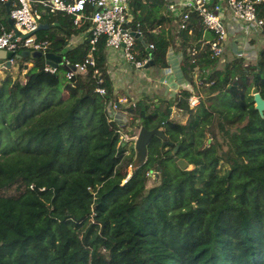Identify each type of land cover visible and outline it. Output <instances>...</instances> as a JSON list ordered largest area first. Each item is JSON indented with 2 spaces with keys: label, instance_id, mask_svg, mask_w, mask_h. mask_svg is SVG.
<instances>
[{
  "label": "trees",
  "instance_id": "16d2710c",
  "mask_svg": "<svg viewBox=\"0 0 264 264\" xmlns=\"http://www.w3.org/2000/svg\"><path fill=\"white\" fill-rule=\"evenodd\" d=\"M163 6L164 0L138 1L133 10L156 45L152 66L167 67L168 50L179 51L184 79L200 94L197 72L204 94L195 110L186 89L162 112L144 97L128 108L139 127L158 126L172 143L161 148L154 137L137 169L134 150L119 140L120 123L106 111L116 97L104 39L93 56L105 95L95 92L93 69L68 83L59 75L64 67L50 74L45 61L24 83L9 76L0 82V264H264V114L253 103L254 93L264 99V48L254 63L235 53L213 58L208 46L199 49L201 23L193 17L192 34L174 35ZM257 12L264 19V2ZM45 23L60 29L48 37V29L36 32L50 43L46 53L71 64L85 59L87 21L76 27L71 16L56 13ZM74 34L82 42L67 49ZM172 106L188 113L184 124L169 121ZM175 146L193 169L181 170L168 157ZM12 186L15 195L1 194Z\"/></svg>",
  "mask_w": 264,
  "mask_h": 264
},
{
  "label": "built area",
  "instance_id": "2783aa9c",
  "mask_svg": "<svg viewBox=\"0 0 264 264\" xmlns=\"http://www.w3.org/2000/svg\"><path fill=\"white\" fill-rule=\"evenodd\" d=\"M138 1L146 3L149 0H0V5L4 7L5 3L9 2V15L7 16L18 32V35H15L13 30L7 32L0 17V50L11 52L14 55L19 54L20 49L46 53L50 45L49 41L39 40L34 34L37 32L39 24L45 23L50 15L56 13L69 15L73 18V24L76 27H79L82 21H87L89 23L86 30L89 33L87 56L76 64H71L61 56L62 60L58 66L61 65L65 68L63 76L68 83L72 81L75 73L86 74L88 69H93L98 84L95 92L105 95L106 90L102 87L104 78H102V72L97 69L93 56L99 40H105V62L115 57L124 61L128 67L142 71L147 69L145 66L153 61L152 52L156 49V45L144 37L140 23L134 22L133 10ZM263 2L264 0H164V14L173 24L176 34L181 31L192 34V19L195 17L203 29L202 38L199 40L201 42L199 49H203L205 45L208 46L211 56L216 58L221 57L228 49V28L232 26L227 22V19L231 20L230 22L233 24H237L239 31H256V29L264 31V19L259 18L257 12V5ZM144 28L148 32H155L159 29L157 27L150 31L148 26ZM208 33L213 34V39L205 40L204 36ZM135 34L140 36L139 40ZM197 53L196 46L189 50L192 57ZM234 53L237 58L246 57L243 51ZM172 59L176 58L173 57V49L170 48L166 54L168 65L162 69V84L164 85L168 83V77H173V70L180 62L177 59L172 62ZM13 62L14 58L11 60V63ZM58 66L55 68L45 64L43 70L50 74H56ZM70 66H73L74 70H68L67 68ZM184 88H188L186 90L191 92L188 105L190 109H193L199 105L201 95L195 93L187 82ZM116 100L114 108H118L121 104H128L126 113L129 112V107H135L136 101H132L126 96L116 98ZM120 130L118 131L119 140L123 145L125 139ZM130 176L131 172L127 173L122 184ZM29 188L32 189L33 186L31 185Z\"/></svg>",
  "mask_w": 264,
  "mask_h": 264
},
{
  "label": "rangeland",
  "instance_id": "374dc122",
  "mask_svg": "<svg viewBox=\"0 0 264 264\" xmlns=\"http://www.w3.org/2000/svg\"><path fill=\"white\" fill-rule=\"evenodd\" d=\"M162 11H163V13L165 12V6L162 7L161 12ZM0 17H1V20L3 21V24L5 26L6 31L11 32L12 29L8 23L9 18L5 14V12H3L0 15ZM59 30H60L59 28L53 29L50 26V28L46 31L45 36L48 37V36H50V34L52 32H56ZM171 31L174 35L176 34L175 29H173V24H172V30ZM248 31H249V33L251 32L248 35H252L254 33L252 30H248ZM256 31H258V32H255L256 34L261 33V31L258 29H256ZM34 36L36 38H38L40 36V34L38 36V33H35ZM251 40H254V42L257 43V40L255 41V39H252V38H251ZM175 44L176 45L179 44L178 40H176ZM262 48H264V46L261 47V49ZM21 52H22V50L20 49L19 54ZM229 52H231V48L226 51L224 56L225 55L228 56ZM32 60L33 59H29L26 57H21L20 59L14 58V62L11 64V66L8 69L4 65H0V82L3 79H5V77L9 76L12 78V80L14 82L24 83L26 81V78L28 77V75L30 73L29 69H31V70L34 69L33 67L29 68V66H28V64L30 63L29 61H32ZM44 61L45 60L43 57H40L38 59H34V61H32V63H33L32 66H34V64L42 65L44 63ZM121 65H125V64L123 63ZM27 69H28V71L26 72ZM158 71L160 72V70H158ZM124 73H126L128 76H129V74H131L133 76V79H137L138 77H139V79H143V78H147L148 76L152 75L151 74L152 69L147 68V69H143L142 71H137V70H134V69L128 67L127 70L124 71ZM63 74H64V72L60 71L59 75L61 77H63ZM196 76L198 77L197 72L195 73V87L199 90L200 94L203 95L204 92H203L202 88H204V86L200 82H198ZM145 83H149V82L145 81ZM184 86L185 85H182L183 88H184ZM164 89H165V92L162 94H159L158 91L155 92L153 89L152 93H150V94L146 93L142 96L145 99L150 100V109L151 110H158L159 112H162L163 109L166 107L167 102L174 101L177 99V96H175V95H177L178 93L177 94L168 93L169 90L167 88H164ZM184 89H188V88H184ZM184 89H180V90H178V92L181 90H184ZM187 91H189V90H187ZM162 95H164V96H162ZM113 96L116 97L115 95H113ZM121 96L122 95L120 92V94H118L117 97L120 98ZM133 98H135V99L132 101H136L138 99L137 97L132 96V99ZM115 102L117 103L116 99H115ZM127 105L128 104H121L118 108H114L111 105L110 107L108 106L106 108V111H107L108 117L111 121L120 123V127L122 128V130H120V129L119 130L121 131V133L125 139L123 143L127 144V148L129 149V152H130V149L134 150L135 136H137L140 127L138 126L139 125L138 120L134 119L135 118L134 115L130 114L129 112L126 113ZM196 107H194L193 110H195ZM170 109L171 110L169 111L170 112L169 121L172 123L180 124V125L184 124L185 121L187 120L188 113L181 112L177 108H175L174 106H172ZM162 147H163V145H161V148ZM127 153H128V151H127ZM169 155H172V152H171V154L170 153L168 154V157H169ZM134 156H135V152H134ZM172 156L174 157V155H172ZM172 162H173V160L171 159V163L170 162L167 163V167L170 170H172V167H173ZM186 169L191 170V169H193V166H188ZM130 172H131V168H128V174H130ZM16 193L17 192L15 189V186H12L11 188L6 189L5 191H1V194L7 195V196L15 195Z\"/></svg>",
  "mask_w": 264,
  "mask_h": 264
},
{
  "label": "crops",
  "instance_id": "0c3cea01",
  "mask_svg": "<svg viewBox=\"0 0 264 264\" xmlns=\"http://www.w3.org/2000/svg\"><path fill=\"white\" fill-rule=\"evenodd\" d=\"M3 12H5L6 14V9L4 6L0 5V15ZM228 20L229 19H227V22H229L230 26L232 27L228 28L229 31H228V37H227L228 38L227 39L228 40L227 50L231 48V52H229V55L227 56V58L231 56L232 54H234L235 51H243V53L246 56L245 59L250 60L254 63L259 50L261 49V47L264 46V32L261 31V33L256 34L255 33L256 31H253L254 33L252 35H248L251 32L249 33V31H246V32L239 31L237 29L239 28L237 27L238 25L233 24V22H230L231 20L229 21ZM251 38L255 39V41L257 40V43H255L254 40H251ZM82 39H83V36L81 34L79 35L74 34L66 41L65 47L67 49L74 48L82 42ZM181 56L182 55L179 51L173 50V57L181 61ZM176 59H172L171 61L173 62ZM123 63L124 61L118 58H115V57L105 62L106 72H107L108 80L111 84L112 93L113 95L116 96L117 99H119L117 95L120 94V92L122 95L121 97L126 96L130 100H134L135 98L132 99V96H134L138 98L137 100H139L143 98L142 96L144 94L152 93L153 89L155 92L158 91L159 94H162L165 92L164 88H167L169 90L168 93L177 94L178 90L183 88L182 84L185 85L186 83V80L184 79V76L182 75L180 67H179L180 62H178V65L175 66L173 70L174 75L173 77L168 78V83L166 85L162 84V79H163L162 69L163 68L160 69L154 66H149L148 68L152 69V73H151L152 75L148 76L147 78H143V79H139V77L137 79H133V76L131 74H129L128 76L126 73H124V71L127 70L128 66L125 63H124L125 65H121ZM224 63L225 61L220 62L219 66L223 65ZM28 66L29 68L32 67V63H29ZM158 70H160L161 73ZM27 71L28 69L26 70V72ZM145 81H148L149 83H145Z\"/></svg>",
  "mask_w": 264,
  "mask_h": 264
},
{
  "label": "water",
  "instance_id": "95a60500",
  "mask_svg": "<svg viewBox=\"0 0 264 264\" xmlns=\"http://www.w3.org/2000/svg\"><path fill=\"white\" fill-rule=\"evenodd\" d=\"M5 9H6V14L9 15V2L5 3ZM8 23L11 29L15 32V35H18V32L15 30L13 23L10 19L8 20ZM48 27L49 26L46 23H41L39 24L37 31L46 30L48 29ZM135 36L137 37L138 40L140 39V36L138 34H135ZM21 57H28L31 59H38L40 57H43L47 65L55 68L58 66V64L61 63L62 60V57L60 55H55L52 53L22 51L20 54L14 55L11 52L7 53L4 50H0V65H4L8 69L11 65L12 58L20 59ZM149 65L152 66V63H150ZM149 65H146L145 68H148ZM67 69L74 70V67L70 66ZM253 103L255 110L262 116L264 114V99L262 98L260 93L253 94ZM170 110L171 109H169V111ZM153 137H158L159 139H161L163 147L172 145V143L168 140L167 136L158 126L151 130H148L144 126L140 127L139 132L134 141L135 156L132 165L133 169H137L142 164L145 163L147 158V146L149 145ZM177 150H178V146H175L172 150V155H174V160L178 165V167L181 170H185L187 168V164L184 160L176 158L175 155L177 153Z\"/></svg>",
  "mask_w": 264,
  "mask_h": 264
},
{
  "label": "flooded vegetation",
  "instance_id": "af4514ba",
  "mask_svg": "<svg viewBox=\"0 0 264 264\" xmlns=\"http://www.w3.org/2000/svg\"><path fill=\"white\" fill-rule=\"evenodd\" d=\"M154 138V137H153Z\"/></svg>",
  "mask_w": 264,
  "mask_h": 264
}]
</instances>
